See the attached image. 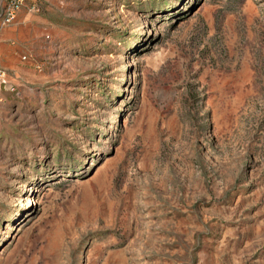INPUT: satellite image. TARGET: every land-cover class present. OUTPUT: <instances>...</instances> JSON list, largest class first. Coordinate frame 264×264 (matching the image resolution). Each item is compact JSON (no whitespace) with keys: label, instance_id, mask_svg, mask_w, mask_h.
<instances>
[{"label":"rangeland","instance_id":"rangeland-1","mask_svg":"<svg viewBox=\"0 0 264 264\" xmlns=\"http://www.w3.org/2000/svg\"><path fill=\"white\" fill-rule=\"evenodd\" d=\"M38 7L0 28V264H264V0Z\"/></svg>","mask_w":264,"mask_h":264},{"label":"built area","instance_id":"built-area-1","mask_svg":"<svg viewBox=\"0 0 264 264\" xmlns=\"http://www.w3.org/2000/svg\"><path fill=\"white\" fill-rule=\"evenodd\" d=\"M39 0H7L2 13H0V28L14 23L23 10L35 12L39 9ZM26 58V57H25ZM0 87L8 92L15 93L16 85L11 80L9 71L0 64Z\"/></svg>","mask_w":264,"mask_h":264},{"label":"crops","instance_id":"crops-1","mask_svg":"<svg viewBox=\"0 0 264 264\" xmlns=\"http://www.w3.org/2000/svg\"><path fill=\"white\" fill-rule=\"evenodd\" d=\"M9 30H11V29H9ZM9 30L6 28L4 31H2L1 32V34H0V44H1V51H0V62H2V60H3V58H4V56H5V51H4V49H5V44H6V41H8L9 39H8V37H9V34H11V32H9ZM4 55V56H3ZM6 94H8V92H6L4 89H2L1 87H0V101H2V102H7V101H9L8 99H7V96H6Z\"/></svg>","mask_w":264,"mask_h":264},{"label":"bare ground","instance_id":"bare-ground-1","mask_svg":"<svg viewBox=\"0 0 264 264\" xmlns=\"http://www.w3.org/2000/svg\"><path fill=\"white\" fill-rule=\"evenodd\" d=\"M126 65H127V63L125 64L124 68L122 69L123 71H125V69H126V67H127ZM118 125H119V124H118Z\"/></svg>","mask_w":264,"mask_h":264}]
</instances>
